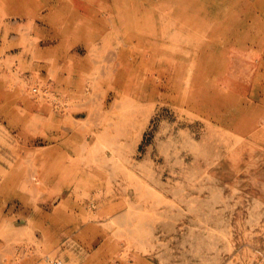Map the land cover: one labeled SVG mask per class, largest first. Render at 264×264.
<instances>
[{
  "label": "rangeland",
  "instance_id": "374dc122",
  "mask_svg": "<svg viewBox=\"0 0 264 264\" xmlns=\"http://www.w3.org/2000/svg\"><path fill=\"white\" fill-rule=\"evenodd\" d=\"M0 264H264V0H0Z\"/></svg>",
  "mask_w": 264,
  "mask_h": 264
},
{
  "label": "crops",
  "instance_id": "0c3cea01",
  "mask_svg": "<svg viewBox=\"0 0 264 264\" xmlns=\"http://www.w3.org/2000/svg\"><path fill=\"white\" fill-rule=\"evenodd\" d=\"M24 150V149H23ZM12 196V199L14 198V195H12V194H10V195H8V197H11Z\"/></svg>",
  "mask_w": 264,
  "mask_h": 264
},
{
  "label": "built area",
  "instance_id": "2783aa9c",
  "mask_svg": "<svg viewBox=\"0 0 264 264\" xmlns=\"http://www.w3.org/2000/svg\"><path fill=\"white\" fill-rule=\"evenodd\" d=\"M34 92H37V89H35Z\"/></svg>",
  "mask_w": 264,
  "mask_h": 264
},
{
  "label": "bare ground",
  "instance_id": "6f19581e",
  "mask_svg": "<svg viewBox=\"0 0 264 264\" xmlns=\"http://www.w3.org/2000/svg\"><path fill=\"white\" fill-rule=\"evenodd\" d=\"M84 145H85V143H84ZM87 145V144H86Z\"/></svg>",
  "mask_w": 264,
  "mask_h": 264
}]
</instances>
